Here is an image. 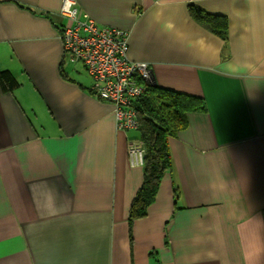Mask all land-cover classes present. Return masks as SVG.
Here are the masks:
<instances>
[{
	"label": "crops",
	"instance_id": "crops-1",
	"mask_svg": "<svg viewBox=\"0 0 264 264\" xmlns=\"http://www.w3.org/2000/svg\"><path fill=\"white\" fill-rule=\"evenodd\" d=\"M63 0H0V264H264V0H77L130 33L158 86L204 100L170 139L172 170L148 216L114 107L71 63ZM228 20L227 40L190 15Z\"/></svg>",
	"mask_w": 264,
	"mask_h": 264
},
{
	"label": "built area",
	"instance_id": "built-area-1",
	"mask_svg": "<svg viewBox=\"0 0 264 264\" xmlns=\"http://www.w3.org/2000/svg\"><path fill=\"white\" fill-rule=\"evenodd\" d=\"M60 14L67 20L61 28L65 54L71 63H80L93 79L92 92L114 107L119 131L139 130L137 101L152 83V67L130 59V33L100 26L86 13H81L77 0H63ZM145 152L138 140H130L129 159L132 167H143Z\"/></svg>",
	"mask_w": 264,
	"mask_h": 264
},
{
	"label": "trees",
	"instance_id": "trees-1",
	"mask_svg": "<svg viewBox=\"0 0 264 264\" xmlns=\"http://www.w3.org/2000/svg\"><path fill=\"white\" fill-rule=\"evenodd\" d=\"M192 18L211 33L227 40L229 24L224 16L212 15L200 7L191 5ZM0 85L7 93L18 86L16 78L8 71L0 72ZM139 130L131 140L142 143L145 157L143 183L134 197L129 211V237L135 221L148 216L155 203L164 176L172 170L170 139L186 129L190 113L206 110L204 100L182 92L148 85L145 94L137 101Z\"/></svg>",
	"mask_w": 264,
	"mask_h": 264
},
{
	"label": "water",
	"instance_id": "water-1",
	"mask_svg": "<svg viewBox=\"0 0 264 264\" xmlns=\"http://www.w3.org/2000/svg\"><path fill=\"white\" fill-rule=\"evenodd\" d=\"M151 85H155V86L157 85L156 82H155L154 77H152V83H151Z\"/></svg>",
	"mask_w": 264,
	"mask_h": 264
}]
</instances>
